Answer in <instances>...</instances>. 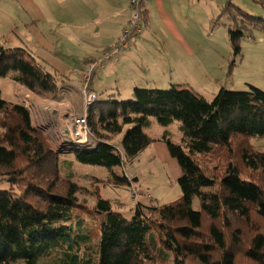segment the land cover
<instances>
[{
  "label": "trees",
  "instance_id": "trees-1",
  "mask_svg": "<svg viewBox=\"0 0 264 264\" xmlns=\"http://www.w3.org/2000/svg\"><path fill=\"white\" fill-rule=\"evenodd\" d=\"M145 2L139 5L144 26ZM220 17L227 20L234 56L242 38L264 33V18L233 3L224 4ZM136 28L122 35L118 48ZM92 62L88 82L85 73L81 81L95 93ZM52 73L31 53L0 43V78L11 75L38 98L60 102L66 81ZM171 87L135 88L124 101L96 96L86 120L96 147L73 153L79 164L120 171L104 185L131 186L122 169L150 145L144 133L150 119L163 127L178 123V143L169 131L161 140L178 161L181 197L166 205L137 204L130 218L98 192L91 193L93 206L79 203L82 188L60 175L59 152L33 127L24 105L0 94V264H37L53 254L59 264H264V91L221 87L207 100L188 84ZM125 127L119 150L112 140Z\"/></svg>",
  "mask_w": 264,
  "mask_h": 264
},
{
  "label": "rangeland",
  "instance_id": "rangeland-1",
  "mask_svg": "<svg viewBox=\"0 0 264 264\" xmlns=\"http://www.w3.org/2000/svg\"><path fill=\"white\" fill-rule=\"evenodd\" d=\"M102 1L0 0V43L9 48H20L32 53L45 63L52 74H57L59 81L65 80L67 84L81 89L79 110L74 114L87 116L82 96L85 83L81 81L79 73L91 72L88 61L96 63L90 80V90L97 94V101L130 99L132 90L130 91L127 77H132L135 71L143 72L140 85H136L140 89L168 90L172 85L188 84L207 100L212 99L221 87L230 91H245L248 85L264 91V33L253 32L254 40L242 38L239 44L240 54L234 56L225 25L227 20L225 17L218 18L220 10L227 3H233L250 15L264 18V0H198L200 2L197 5L186 8L185 16H190L187 15L189 9L195 12L188 20L194 24L188 23L187 30L182 16L175 14L176 27L187 36L184 38L186 42L182 43L191 52L196 53V56H187L186 61L176 62V68L167 73L166 81L151 72L156 70L155 67L148 66L152 54L161 52L168 55L164 43L154 34L155 29L150 27L152 20H160V14H150L145 26L143 20L135 22L142 30L141 36L144 40H133L139 34L132 40L135 47L144 49L145 53H141L142 59L134 55L130 57L125 53V47L118 48L120 34L113 42L111 35L104 31L107 27L103 22L107 21H100V15L106 16L101 10ZM116 1L119 2V8L114 0H108V16L124 8L126 0ZM129 16L128 29L131 30L135 24L131 20L130 7ZM211 17L215 20L213 24ZM109 21L118 24L125 20ZM179 21L182 27L178 25ZM96 27H101L98 34H95ZM167 34H170L168 30ZM85 43L94 46L89 47ZM166 48L170 50L171 46L167 45ZM89 51H94V54ZM122 56L126 59L118 63ZM0 94L4 100L20 99L22 105L24 103V107L28 108L33 127L46 136L52 148L57 146L53 140L54 135H60L65 126V123H62L66 117L63 103L43 100L24 89L16 92V83L11 79V75L0 78ZM51 105L56 108H49ZM37 106L40 111L36 109ZM177 125L176 122L163 127L154 119H150L149 126L144 128L145 135L152 140L150 145L132 164L125 165L122 169L131 180V186L104 185L112 179L113 173L119 175L120 171L79 164L71 153L73 150L61 152L53 148L59 152L60 175L82 188L83 193L76 195L79 203L93 206L95 199L91 193L98 192L102 198L119 203L120 206L114 210L125 218H130L137 204L157 206L175 202L181 197L178 184L181 171L177 159L170 155L161 136L169 131L167 137L172 143H178L180 135ZM126 129L125 127L122 133L112 140V145L119 150ZM255 141L256 139L252 138L251 143L254 144ZM196 205L197 201L194 200L193 206ZM152 250L156 255L159 253L153 245ZM55 258L54 254L40 258L37 264H59ZM168 261L165 264H170Z\"/></svg>",
  "mask_w": 264,
  "mask_h": 264
},
{
  "label": "crops",
  "instance_id": "crops-1",
  "mask_svg": "<svg viewBox=\"0 0 264 264\" xmlns=\"http://www.w3.org/2000/svg\"><path fill=\"white\" fill-rule=\"evenodd\" d=\"M114 1L116 3V7L119 8V2L116 0H114ZM199 2H198V0H146V2H145V6H146L147 10L149 11V15L150 14L153 15L154 12L160 14V20L155 21V22H154V20H152L150 27L155 29L154 34L162 41V43H164V47L166 49V52H168V55H167V53L163 54L161 52L152 54L150 60L148 61V62H150L148 66L149 67H155L156 70H153L151 72L154 73L155 75L163 78L165 81H166L167 73L170 72V70H172L173 68H176V66H175L176 62L186 61L187 56H189V57H195L196 56V53L191 52L187 48V46L184 44L186 42L184 38H187V36L185 34H183L184 31L180 32L181 29H178L176 27V21H175L174 15L176 14V15L182 16L183 22H184L185 27H186L185 30H187V24L188 23L194 24V22H191L188 20L190 19V16L193 15L195 12L192 11L191 9H189L187 15H190V16H185L186 15V12H185L186 8L187 7H193V6L197 5ZM100 6H101V10H103L106 14V16L100 15V21H107V22H103L106 24V27H107L106 29L104 28V31H106L109 35H111V39L113 40V42L117 39L118 34H120V38H119L118 43H117V45H118L119 41L122 38V35H124V32L129 30L128 29L129 21H130L129 0L125 1L124 8L119 9V11H117V13L112 14L110 16H108V12L106 11V9L109 6L108 0H103L100 3ZM202 17H203V15H202ZM111 19L125 20V21H121L120 23L117 24L114 21H109ZM178 25H180L181 27L183 26L180 21L178 22ZM110 28H113V29H110ZM147 28H148V26H147ZM100 30H101V27L100 28L96 27L95 34H98L100 32ZM167 30L170 33L169 35L167 34ZM141 33H142V30H140L139 35L133 40H136V41L137 40H144L141 36ZM172 41H174V43H172ZM130 42L123 45V47H125V53L128 54L130 57H132L134 55L135 57L142 59L143 57L141 56V53H145L144 49L139 50L135 47L134 41L132 43H130ZM182 42H184V43H182ZM90 45L94 46L91 43L86 44V46H89V47H90ZM167 45L171 46L170 50H167V48H166ZM89 52L91 54H94V51H89ZM32 56L37 58L33 54H32ZM37 59H39V58H37ZM125 59H126L125 56H122L118 63L124 61ZM89 63H90V61H89ZM182 66H186V65H182ZM83 73H79L81 79H82ZM142 74H143V72H140V71L136 72L135 71V74L132 77H127L128 78V84H130V91L132 90V95H133V88H138V87H136V85H140V79L142 80V78H141ZM143 82L144 81H142L141 83L143 84ZM22 89L27 91L25 88L16 84V92L17 91L21 92ZM73 91H76L78 93L74 94ZM212 95H214V94H212ZM60 96H61L60 102L63 103L62 106L64 107L66 114L70 115V114L74 113L75 111L79 110V102L81 101V89L78 90L76 87H74L70 84H67L65 82L63 92L60 94ZM96 96H97V94H96ZM14 97H16V94L14 95ZM13 102H17V103L22 104V102H20V99L14 100ZM23 105H25V104L23 103ZM36 109L38 111H40V107L38 108V106H37ZM27 110H28V108H27Z\"/></svg>",
  "mask_w": 264,
  "mask_h": 264
},
{
  "label": "built area",
  "instance_id": "built-area-1",
  "mask_svg": "<svg viewBox=\"0 0 264 264\" xmlns=\"http://www.w3.org/2000/svg\"><path fill=\"white\" fill-rule=\"evenodd\" d=\"M139 5L140 0H129V7L131 10V20L136 25L139 22ZM130 30L124 32V34H128ZM137 34L140 33V29L136 28ZM89 73H85L83 75L84 81L88 82ZM83 99L85 103V109L88 110L89 107L96 99V94L89 91L87 85L83 88ZM87 116H84L76 113H72L68 116L67 121H65V126L60 135H54V139L56 142V148L60 150H66L65 148H73L76 147L78 150L94 148L93 142L90 138V132L87 127ZM63 123V121H62ZM66 128V129H65Z\"/></svg>",
  "mask_w": 264,
  "mask_h": 264
},
{
  "label": "bare ground",
  "instance_id": "bare-ground-1",
  "mask_svg": "<svg viewBox=\"0 0 264 264\" xmlns=\"http://www.w3.org/2000/svg\"><path fill=\"white\" fill-rule=\"evenodd\" d=\"M179 85H181V84H179ZM49 108H56L54 105H51V106H49ZM49 108H47V109H49ZM68 114H66V117H64L63 118V123H65V121H67V118H68ZM96 147V145H94V148ZM76 148V147H75ZM77 149V148H76Z\"/></svg>",
  "mask_w": 264,
  "mask_h": 264
},
{
  "label": "water",
  "instance_id": "water-1",
  "mask_svg": "<svg viewBox=\"0 0 264 264\" xmlns=\"http://www.w3.org/2000/svg\"><path fill=\"white\" fill-rule=\"evenodd\" d=\"M71 150H73L71 153H75L76 151H78V149H76L75 147L69 149V151Z\"/></svg>",
  "mask_w": 264,
  "mask_h": 264
},
{
  "label": "clouds",
  "instance_id": "clouds-1",
  "mask_svg": "<svg viewBox=\"0 0 264 264\" xmlns=\"http://www.w3.org/2000/svg\"><path fill=\"white\" fill-rule=\"evenodd\" d=\"M55 150H60V149H57L56 147H53ZM82 150V149H81ZM61 152H66V151H69V150H60Z\"/></svg>",
  "mask_w": 264,
  "mask_h": 264
}]
</instances>
